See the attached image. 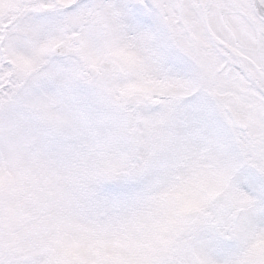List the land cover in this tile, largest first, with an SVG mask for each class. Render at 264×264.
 <instances>
[{"label":"snow or ice","instance_id":"6c2138e0","mask_svg":"<svg viewBox=\"0 0 264 264\" xmlns=\"http://www.w3.org/2000/svg\"><path fill=\"white\" fill-rule=\"evenodd\" d=\"M0 264H264V0H0Z\"/></svg>","mask_w":264,"mask_h":264}]
</instances>
